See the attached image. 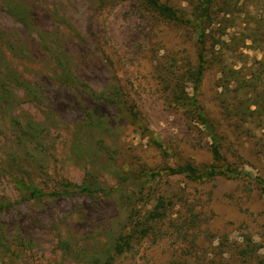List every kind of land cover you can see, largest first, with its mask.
<instances>
[{"label":"rangeland","instance_id":"1","mask_svg":"<svg viewBox=\"0 0 264 264\" xmlns=\"http://www.w3.org/2000/svg\"><path fill=\"white\" fill-rule=\"evenodd\" d=\"M158 1L185 22L138 0H0V264H264V0H213L204 24L197 101L240 174L205 181L166 171L214 163L175 93L194 94L205 0ZM241 68L253 87L226 91ZM88 173L103 192L64 193ZM160 200L164 219L116 256Z\"/></svg>","mask_w":264,"mask_h":264},{"label":"trees","instance_id":"2","mask_svg":"<svg viewBox=\"0 0 264 264\" xmlns=\"http://www.w3.org/2000/svg\"><path fill=\"white\" fill-rule=\"evenodd\" d=\"M121 1H127V0H121ZM143 2L145 5H147L153 12H155L157 15L162 17L165 20L169 21H180L185 22V20L182 19V17L179 15L178 11L173 9L172 7H169L165 4L160 3L158 0H138ZM213 0H205L204 6H203V19L200 21V29L198 33V46H199V53H198V65L195 71L189 76L190 82L193 84V90L194 94L192 97H189L186 93V88L182 84H177L175 93L178 99L184 101L186 105L190 108V110L193 112L195 118L206 128L211 130L212 132V154L214 163L210 166H206L204 168H198L196 166H193L191 164H185L183 166H178L176 168H168L166 171L170 176H187L189 178H192L194 180L198 181H205L213 179L219 175H229L232 177L239 176L240 174L234 171L231 167H229L226 164H222V156L220 152V148L218 145V138L217 135L212 130V125L210 124L208 118L204 115L198 101L197 96L199 89L201 87V84L203 82L204 74H205V67H206V59H205V45H206V38L207 29L204 27V24L207 23V21L210 20V9L212 5ZM190 24V21H189ZM198 30V29H197ZM224 75L225 81H227L228 85H223V87L227 90H229V85L231 83H236L239 85V89H245L248 90L251 86L250 81L248 79V75L244 73V69H223L222 71ZM244 106L240 108V112L238 115L242 114L241 116L245 115V113L250 111L251 103L249 101H244ZM151 143L159 150H163V146L161 143H159L156 140H152ZM100 159V158H99ZM99 163V162H97ZM160 173H154L151 175L152 178H155L156 176H160ZM96 175L93 173H88V177L82 184H72L68 183L64 187V193L70 194H82L86 196H94L98 193L103 192L102 185L97 181ZM259 180V179H258ZM23 190L29 192L32 197L34 198H42L45 196V193L39 188L27 186L22 182H17ZM259 183L264 188V181L259 180ZM59 192H56L53 194V196L59 195ZM164 210V202L163 200H160L158 204L155 206L154 210L151 211L147 217H135V219L132 221V225L130 227L129 233L126 235H123L119 239H117L116 243L113 246V252L116 256H121L130 251L133 248V245L135 243H138L148 237L153 229L154 224L156 222H159L164 219L165 217V211ZM100 260H98L99 264Z\"/></svg>","mask_w":264,"mask_h":264}]
</instances>
